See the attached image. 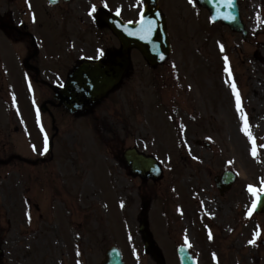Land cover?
<instances>
[{"label": "rangeland", "instance_id": "rangeland-1", "mask_svg": "<svg viewBox=\"0 0 264 264\" xmlns=\"http://www.w3.org/2000/svg\"><path fill=\"white\" fill-rule=\"evenodd\" d=\"M243 1L246 17L251 19L248 29L252 33L260 30L258 37L246 44L241 39L238 41V35L227 28L213 25L206 10L174 0L167 10L173 46L167 62L152 68L140 54L133 52V66L123 85L94 111L106 125L105 140L94 129L91 116L80 115L77 124L63 122V149L55 165L59 180L44 172L57 192L46 190L48 198L42 202L49 217L56 218L46 219V223H55L58 230L44 227L41 207L39 203L35 206L33 198V212L40 222L25 227L21 195L30 180L26 173L23 176L16 162L11 167H0V248L4 251L0 264H61L60 259H67L70 264L76 260L73 246L79 243L84 246L85 260H92V264L103 260L106 250L119 244L117 234L127 232V227L138 228L142 190L146 186L151 190L145 198L150 201L148 216L157 218L153 222L159 239H166L172 245L185 239L194 249L190 235L195 237L200 227L194 220L196 212L207 214L216 227L226 230L223 231L226 239L218 243L214 241L215 227L209 223H202L199 232L207 255L213 260L219 259L220 264L235 262L236 255L231 251L236 246L234 236L238 229L247 230L246 239L252 232L264 235V216L251 214L247 220L244 218V212L250 211L255 198L264 191V80L257 78L264 71V47L252 56L258 52L257 48L253 50L254 41L264 37L261 26L264 0ZM79 2L82 1L76 4ZM130 11L133 14L128 13V19L135 17L136 11ZM77 43L80 53L94 46L93 54L100 55L104 45L102 30L96 28L86 43L93 46ZM110 45L119 47L113 37ZM80 53L75 56L79 57ZM238 56L247 71L246 77L249 75L247 80L241 77L244 69L241 70ZM229 70L232 83L239 86L243 98L247 97L246 100L240 97V111L230 82L222 80L225 74L229 76ZM185 113L190 120H201L185 121ZM244 114L248 132L255 138V156L244 130ZM7 123L3 117L0 128ZM229 127L234 130L232 138L228 136ZM3 134L9 135L0 129V141ZM67 134L73 137L68 138ZM133 147L158 158L163 167L160 183L143 185L115 159V154L120 157L125 149ZM226 170L234 171L237 180L221 195L214 178ZM10 180L14 182L9 188ZM249 186L257 189L256 195L249 191ZM207 201L217 205V211L208 212ZM166 214L176 219L174 226H167V219H161ZM230 229H234L233 237L227 238ZM241 235L237 236L240 252L246 256L257 255L255 248L249 251L243 248L245 239Z\"/></svg>", "mask_w": 264, "mask_h": 264}, {"label": "flooded vegetation", "instance_id": "flooded-vegetation-1", "mask_svg": "<svg viewBox=\"0 0 264 264\" xmlns=\"http://www.w3.org/2000/svg\"><path fill=\"white\" fill-rule=\"evenodd\" d=\"M71 5L59 3L52 6L47 0H0V109L9 113V127H13L2 131L10 129L27 137L26 143H21L20 139L15 142L13 138L0 142V149L11 155L19 156L18 150L28 156L45 154L43 139L46 138L48 124L52 154L55 140L61 136L62 110L56 103L49 104V93L65 83L67 75L81 59L80 55L75 56L79 52L72 39L80 26L76 9L83 8V12H87L84 15L86 22L94 23L95 13L92 12L93 3L85 7ZM84 16L81 24L84 23ZM91 32L92 24L85 29L86 34ZM107 37H110L108 29L104 32V38ZM258 78L263 80L264 71L259 73ZM30 92L38 93L34 105L29 99ZM43 107L45 113L42 112ZM38 112L45 119L43 124ZM51 189L57 192V189ZM154 236L159 242L157 232ZM160 246L165 247L162 243ZM187 248L197 264H218V260H213L206 252L198 258ZM165 251L166 264H179L173 249L165 247ZM148 262L155 264L151 257ZM245 262L248 260H240V264ZM82 264H92V260Z\"/></svg>", "mask_w": 264, "mask_h": 264}, {"label": "water", "instance_id": "water-1", "mask_svg": "<svg viewBox=\"0 0 264 264\" xmlns=\"http://www.w3.org/2000/svg\"><path fill=\"white\" fill-rule=\"evenodd\" d=\"M199 3L212 11L214 20H220L233 26V21L236 19V14H238L235 0H199ZM142 16L144 19L143 25L140 22L137 25H130L115 20L111 24V28L122 41L126 61H128L129 50L136 47L143 52L148 60L156 64V62L159 63L158 61L164 60L170 51L165 18L160 14L155 0L147 3V8ZM149 28L151 31H149ZM124 68L113 71L105 66L103 67L100 63L84 65L71 78L67 90L63 92L64 94L62 93V100H66L65 97L69 99L73 96L75 103L73 109L90 108L94 102L105 96L117 84L119 75L124 71ZM75 88L79 89L75 90ZM126 157L138 176L143 179L158 178L159 172L153 158L138 155L135 151H129ZM232 182L233 176L226 174L222 181L217 183V186L220 190H223L225 187H229ZM255 209L259 213H264V195L258 199ZM141 230L145 237L146 246H148V226L141 224ZM106 264L123 263L121 256L112 251L107 256Z\"/></svg>", "mask_w": 264, "mask_h": 264}, {"label": "snow or ice", "instance_id": "snow-or-ice-1", "mask_svg": "<svg viewBox=\"0 0 264 264\" xmlns=\"http://www.w3.org/2000/svg\"><path fill=\"white\" fill-rule=\"evenodd\" d=\"M189 3H192L194 4L195 3V0H189ZM105 7H107V4H105ZM96 11V8L95 6L92 7V12H95ZM91 14V13H90ZM119 11H117V15H119ZM140 23L143 25L144 24V19H143V16H141V20H140ZM149 31H151V29L149 28ZM221 50H223V45H221ZM103 53L101 52V55ZM227 57H225V61L227 62ZM229 76H231V72L229 70ZM232 88H233V92L234 94L236 95V100H237V110L240 111L241 110V100H240V95H239V92L236 90V86H235V83L233 82L232 83ZM242 120L244 121V125H245V128L244 130L246 131V133L249 135V139L251 140L252 144H253V148H252V154L253 156L256 155L257 153V146L255 144V138L251 136V133L248 132V125H247V119H246V114H244L242 116ZM249 191L252 192L254 195L257 194V189L254 188L253 186H249ZM123 206V205H121ZM253 207H255V205H253ZM257 236H259V233H256ZM250 243H255V241H250Z\"/></svg>", "mask_w": 264, "mask_h": 264}, {"label": "bare ground", "instance_id": "bare-ground-1", "mask_svg": "<svg viewBox=\"0 0 264 264\" xmlns=\"http://www.w3.org/2000/svg\"><path fill=\"white\" fill-rule=\"evenodd\" d=\"M234 130L233 129H230V127H229V129H228V136L229 137H231L232 138V132H233ZM208 210L210 211V212H212V211H216L217 210V206L216 205H211V204H209V207H208Z\"/></svg>", "mask_w": 264, "mask_h": 264}]
</instances>
